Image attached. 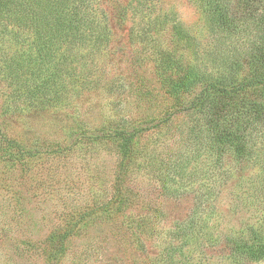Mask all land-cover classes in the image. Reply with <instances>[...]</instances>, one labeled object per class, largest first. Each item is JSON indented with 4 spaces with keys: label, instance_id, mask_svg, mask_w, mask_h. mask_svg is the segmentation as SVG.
<instances>
[{
    "label": "rangeland",
    "instance_id": "rangeland-1",
    "mask_svg": "<svg viewBox=\"0 0 264 264\" xmlns=\"http://www.w3.org/2000/svg\"><path fill=\"white\" fill-rule=\"evenodd\" d=\"M98 1L108 13L111 39L97 51L88 46L77 53L73 63L82 81L70 85L67 105L42 109L24 98L15 100L0 70V264H48L49 236L55 234L68 239L54 264H145L137 240L144 239L153 255L157 246L146 239L186 219L195 205L197 188L166 195L154 172H147L150 167L135 172L130 166L119 184L120 163L129 161L116 131L148 124L141 138L145 157H194L201 143L190 134L185 117L177 120L179 131L173 127L160 135L154 129V119L172 102L161 83L159 58L167 60L168 54L203 63V50L215 39L208 16L195 0H158L153 15L161 13V22L151 33L154 41L146 45L136 37L141 31L131 28V19L119 24L115 18L116 2L126 6L130 0ZM176 20L196 45L172 29ZM9 139L22 148L16 143L9 148ZM194 164L195 158L189 168ZM216 189L218 232L261 222L260 207L246 210L235 204L234 181L216 184ZM120 192L127 206L106 212ZM218 253L208 249L207 259L228 264Z\"/></svg>",
    "mask_w": 264,
    "mask_h": 264
},
{
    "label": "trees",
    "instance_id": "trees-1",
    "mask_svg": "<svg viewBox=\"0 0 264 264\" xmlns=\"http://www.w3.org/2000/svg\"><path fill=\"white\" fill-rule=\"evenodd\" d=\"M195 2L208 16L215 39L203 50V63L198 58L185 63L184 57L168 54L167 60L159 58L161 83L172 102L153 122L158 134L165 135L173 127L179 131L177 120L185 117L190 134L201 143L193 150L195 164L189 168L190 154L176 160L160 158L159 153L145 157L141 138L148 124L128 132L121 129L116 135L122 137L121 149L129 162L120 163L119 184L132 166L135 172L150 167L147 172H154L166 195L197 188L189 216L146 239L157 246L153 255L144 239L137 240L145 264H213L208 249L218 250L228 264L264 262V0ZM157 3L116 2L115 18L119 24L131 19V28L141 31L136 37L147 45L161 22V13L153 15ZM108 17L98 0H0V70L11 83V96L42 109L67 105L70 85L82 81L73 61L88 46L97 51L110 41ZM170 24L188 44L196 45L180 22ZM153 47L155 54L160 52ZM8 141L9 148L14 143L22 148L16 140ZM249 169L253 173L247 175ZM230 181L237 188L235 204L246 210L260 207L263 214L257 226L246 224L224 234L218 232L213 202L216 184ZM127 201L120 192L105 211L118 212ZM141 222L148 224L147 219ZM67 239V234L49 236L48 264L60 259Z\"/></svg>",
    "mask_w": 264,
    "mask_h": 264
}]
</instances>
